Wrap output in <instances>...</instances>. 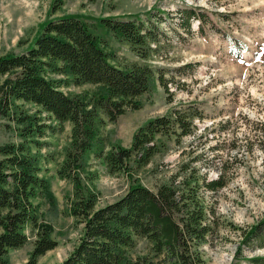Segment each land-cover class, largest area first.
<instances>
[{
    "label": "rangeland",
    "instance_id": "obj_1",
    "mask_svg": "<svg viewBox=\"0 0 264 264\" xmlns=\"http://www.w3.org/2000/svg\"><path fill=\"white\" fill-rule=\"evenodd\" d=\"M191 8L204 13L206 20L192 19L187 31L179 11ZM147 12L155 15L154 22L166 32L159 43H152L149 57L142 58L128 42L112 35H107L105 48L113 53V63L121 67L148 63L160 69L169 92L156 79L149 91L135 98L141 103L139 108L128 107L115 122L104 116L101 134L106 139L105 151L115 142L130 147L141 125L170 114L174 108L192 103L203 116L194 119V134L180 139L174 134H158V152L144 166L131 161L128 173L111 172L103 158L89 155L83 181L98 194L96 206L101 207L123 196L136 180L154 189L169 182L184 165L199 163L212 179L225 170L227 185L205 194L215 211L211 215L214 232L201 251L202 264H231L243 228L264 218V0H0V55L25 49L47 17L140 13L145 19ZM159 17L163 20L158 21ZM54 77L66 79L65 75ZM97 87L69 84L62 90L91 94ZM17 104L19 110L37 114L55 127L39 139L42 148L33 146L32 150L39 155L40 174L48 178L51 191L34 199L39 204V220L52 227V237L58 241L38 264H59L74 250L84 228L70 213L74 184L58 175L71 142L72 123L58 122L34 103ZM20 141L17 123L0 117V144ZM197 155L202 160L196 162ZM26 232L29 239L10 251V264H29L37 236L30 225ZM125 255L141 264H167L145 237L136 238ZM243 255L264 256V246H244ZM242 256L239 261L249 264Z\"/></svg>",
    "mask_w": 264,
    "mask_h": 264
},
{
    "label": "trees",
    "instance_id": "obj_2",
    "mask_svg": "<svg viewBox=\"0 0 264 264\" xmlns=\"http://www.w3.org/2000/svg\"><path fill=\"white\" fill-rule=\"evenodd\" d=\"M179 12L187 31L192 19L206 20L204 13L194 8ZM154 16L147 12L145 19L140 13L47 17L25 49L0 55V117L14 120L21 137L18 143L0 144V264H10V251L27 243L29 225L37 236L29 264H38L41 256L58 245L52 227L39 220V204L34 202L51 191L48 178L40 174L39 155L32 150L33 146L42 148L39 139L55 127L37 114L19 110L17 101L34 103L58 122L72 123L71 142L58 175L74 184L70 213L84 228L74 250L59 264H141L125 255L138 237L152 242L155 253L167 264L204 262L201 246L214 232L211 215L215 214L205 194L227 185L225 170L212 179L199 163L184 165L169 182L154 189L136 180L123 196L101 207L96 206L98 194L82 177L89 155L103 158L111 172H130L131 161L137 167L148 164L159 150L158 134H174L177 139L194 134V119L203 116L192 103L174 108L170 114L141 125L130 147L115 142L105 151L106 139L101 134L104 116L115 122L128 107L139 108L141 103L135 98L149 91L156 79L169 92L160 69L148 63L121 67L113 63V53L105 48L107 35H112L128 42L142 58L149 57L152 43H159L161 34H166ZM87 83L98 87L91 94L62 90L69 84ZM200 160L197 155L195 161ZM254 244L264 246V218L243 228L231 264H242L238 258L243 247ZM242 257L249 264H264V256Z\"/></svg>",
    "mask_w": 264,
    "mask_h": 264
}]
</instances>
